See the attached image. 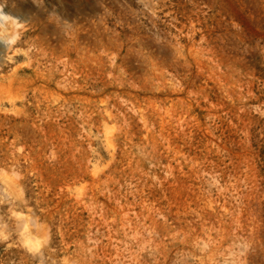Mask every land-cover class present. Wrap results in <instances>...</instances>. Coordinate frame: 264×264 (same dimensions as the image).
<instances>
[{
  "label": "rangeland",
  "instance_id": "rangeland-1",
  "mask_svg": "<svg viewBox=\"0 0 264 264\" xmlns=\"http://www.w3.org/2000/svg\"><path fill=\"white\" fill-rule=\"evenodd\" d=\"M0 8V264H264V0Z\"/></svg>",
  "mask_w": 264,
  "mask_h": 264
},
{
  "label": "bare ground",
  "instance_id": "bare-ground-1",
  "mask_svg": "<svg viewBox=\"0 0 264 264\" xmlns=\"http://www.w3.org/2000/svg\"><path fill=\"white\" fill-rule=\"evenodd\" d=\"M9 18H11V17H9ZM8 18V14L7 13H5L1 8H0V26H4L5 25V21L7 20V19H9ZM11 20V19H10ZM10 20H8L9 22H10ZM8 21H6V22H8ZM9 24V23H8ZM7 24V25H8ZM2 26V27H3ZM9 26V25H8ZM4 28V27H3ZM6 28V27H5ZM1 31V30H0ZM30 242V241H29ZM38 257H40V258H42L43 256L40 254V255H38Z\"/></svg>",
  "mask_w": 264,
  "mask_h": 264
}]
</instances>
